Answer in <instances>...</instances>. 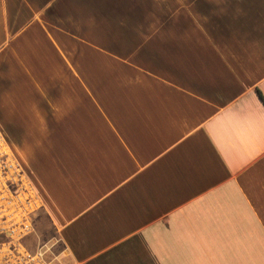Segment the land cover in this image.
Listing matches in <instances>:
<instances>
[{
    "label": "crops",
    "instance_id": "crops-1",
    "mask_svg": "<svg viewBox=\"0 0 264 264\" xmlns=\"http://www.w3.org/2000/svg\"><path fill=\"white\" fill-rule=\"evenodd\" d=\"M0 132L54 264H264V0H0Z\"/></svg>",
    "mask_w": 264,
    "mask_h": 264
},
{
    "label": "built area",
    "instance_id": "built-area-1",
    "mask_svg": "<svg viewBox=\"0 0 264 264\" xmlns=\"http://www.w3.org/2000/svg\"><path fill=\"white\" fill-rule=\"evenodd\" d=\"M40 209L37 190L0 132V264H54V244H27Z\"/></svg>",
    "mask_w": 264,
    "mask_h": 264
},
{
    "label": "rangeland",
    "instance_id": "rangeland-1",
    "mask_svg": "<svg viewBox=\"0 0 264 264\" xmlns=\"http://www.w3.org/2000/svg\"><path fill=\"white\" fill-rule=\"evenodd\" d=\"M36 241H38V240L36 239V236H35V235H32V236L27 240V244H28V246H29L30 248L34 249V248L36 247L37 243H38V242H36ZM37 246H38V245H37Z\"/></svg>",
    "mask_w": 264,
    "mask_h": 264
}]
</instances>
